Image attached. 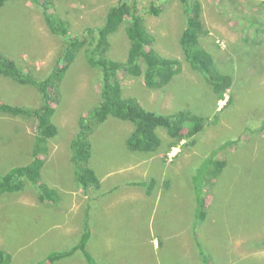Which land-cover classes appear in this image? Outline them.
Instances as JSON below:
<instances>
[{
    "label": "rangeland",
    "instance_id": "obj_1",
    "mask_svg": "<svg viewBox=\"0 0 264 264\" xmlns=\"http://www.w3.org/2000/svg\"><path fill=\"white\" fill-rule=\"evenodd\" d=\"M53 1L55 13L69 23L71 37L101 25L117 3L137 1L155 39L153 48L162 57L178 59L181 72L162 89L148 88L142 76L124 74L123 95L159 114L185 111L209 121L194 145L184 140L173 149H168L166 131L158 129L163 145L144 153L127 147L134 125L109 117L91 135L89 166L102 187L84 192L75 179L71 142L79 119L101 101V73L81 51L59 86L53 117L57 135L38 145L45 149L41 178L0 197V250L12 255L9 264H49L50 254L77 246L89 228L93 240L87 250L101 264H264V5L189 0L200 7L198 45L233 79L225 98L217 101L182 50L188 20L183 0ZM152 6L161 9L160 15L150 13ZM65 40L50 31L41 9L30 2L12 1L0 10V53L39 80L51 73ZM110 44L108 58L125 61L130 47L126 24L111 35ZM0 102L35 108L43 100L36 88L0 76ZM34 131L31 119L0 114V178L31 161ZM227 141L236 142L218 154L226 166L204 185L207 217L196 222L193 175ZM151 179L156 180L151 194L131 184ZM41 182L55 190L57 201H39ZM50 264L87 262L76 251Z\"/></svg>",
    "mask_w": 264,
    "mask_h": 264
},
{
    "label": "trees",
    "instance_id": "obj_2",
    "mask_svg": "<svg viewBox=\"0 0 264 264\" xmlns=\"http://www.w3.org/2000/svg\"><path fill=\"white\" fill-rule=\"evenodd\" d=\"M12 1L18 0H0V10ZM22 1L30 2L41 9L50 31L66 40L62 53L45 80L37 79L30 72L24 71L13 58L0 53V76L10 78L22 86L36 88L43 100L42 105L35 108L0 102V114L31 119L35 128L31 161L24 166L12 168L0 178V197L4 194L20 192L26 183H36L41 178L45 165L43 158L45 149L38 145L42 142L47 143L49 138L52 139L57 135L58 129L53 122V117L56 113L54 104L59 100V86L64 74L83 50L89 66L98 69L101 73V101L97 107L79 119V131L71 142L75 179L84 192L101 189V180L89 166L93 148L91 135L94 128L109 117L134 125L133 132L127 140V147L134 152L155 153L160 150L163 140L157 134L158 129L165 130L171 140L168 149L178 147L184 140H190L191 145L196 143V136L204 131L209 121L206 117L192 115L185 111L159 114L145 109L137 99L123 95L121 78L124 74L131 77L142 76L148 88L162 89L181 72V63L178 59L162 57L153 48L155 39L145 26L137 1L132 4L121 1L110 7L103 23L97 27L86 28L81 37L69 35V23L55 13L53 0ZM183 1L186 5L188 20L180 40L182 50L192 69L204 76L215 93L217 101H221L231 89L233 79L230 74L218 70L212 56L198 45L199 36L203 32L199 4L192 5L189 0ZM259 3L264 5V2ZM150 13L160 15L161 9L152 6ZM123 24H126L130 47L127 59L117 62L108 58L107 54L111 47V35L116 33ZM232 102L233 98L230 97L227 106ZM218 120L216 116L213 122L216 123ZM235 142L227 141L224 145L217 147L193 175L192 183L195 186L197 201L196 222L203 221L207 217V206L203 196L204 185L207 181L217 179L226 166V161L219 160L217 156ZM131 184L144 187L147 194H151L156 180L131 182ZM38 191L41 203L58 200L53 197L55 190L42 182L38 185ZM90 238L89 228L88 231L87 229L84 231L77 246L64 251L65 253L50 254L47 258L48 263H54L64 257L72 256L76 251H81L87 264H100L87 250ZM11 259V254L0 250V262L9 264Z\"/></svg>",
    "mask_w": 264,
    "mask_h": 264
},
{
    "label": "crops",
    "instance_id": "obj_3",
    "mask_svg": "<svg viewBox=\"0 0 264 264\" xmlns=\"http://www.w3.org/2000/svg\"><path fill=\"white\" fill-rule=\"evenodd\" d=\"M103 181H101V183H102ZM102 187V186H101ZM93 240V237L91 236V238H90V243H91V241ZM94 257L97 259V261H98V257L96 256V255H94ZM100 263V262H99ZM101 264V263H100Z\"/></svg>",
    "mask_w": 264,
    "mask_h": 264
},
{
    "label": "water",
    "instance_id": "obj_4",
    "mask_svg": "<svg viewBox=\"0 0 264 264\" xmlns=\"http://www.w3.org/2000/svg\"><path fill=\"white\" fill-rule=\"evenodd\" d=\"M254 1L264 2V0H254Z\"/></svg>",
    "mask_w": 264,
    "mask_h": 264
}]
</instances>
